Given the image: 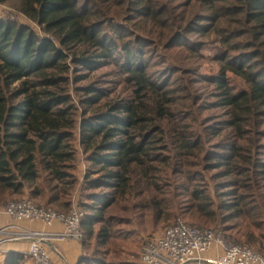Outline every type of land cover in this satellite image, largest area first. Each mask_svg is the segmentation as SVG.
Returning <instances> with one entry per match:
<instances>
[{
    "label": "trees",
    "instance_id": "16d2710c",
    "mask_svg": "<svg viewBox=\"0 0 264 264\" xmlns=\"http://www.w3.org/2000/svg\"><path fill=\"white\" fill-rule=\"evenodd\" d=\"M1 1L16 6L55 38L39 35L30 26L0 19V206L31 187L30 195L44 198L46 203L31 199L37 205L53 209L52 205H56L63 209L57 211L70 212L66 196L78 181L73 144L74 129L78 127V142L89 162L85 173L88 190L80 200L84 209L83 248L87 239L109 245L114 235L109 208L127 200L136 186L150 184L149 163L158 160L162 142L156 136L161 126H154V122L167 113L163 104L168 101L169 91L165 90L168 84L154 81L149 72L146 38L134 35L129 43H121L126 31L113 28L108 33L106 26L121 17L134 25L145 21L151 26H166L162 19L169 6L157 0H107L114 9L101 12L97 8L100 0ZM195 1L210 10L204 19L227 23L222 36L227 48L214 83L221 105L230 109L231 126L244 140L245 124L253 123L254 114L264 115V0ZM206 26L198 24L193 29L201 33ZM109 60L126 73L136 94L129 100L103 102L108 97L104 88L94 83L81 86L77 89L85 95V108L78 112L69 85L74 80L79 83L87 79L80 69L92 70ZM228 72L245 79L248 88L233 91L226 80ZM150 95L160 97L152 108L146 104ZM180 140L179 149L186 154L198 147L184 135ZM253 149L232 142L224 150L208 151L207 157L224 167L223 175L231 177L232 186L246 189L244 185L251 183L259 189L264 187L259 182L264 179V161L256 158ZM257 192L256 204L240 192L234 193L232 201L223 202L222 207L230 212L227 220L244 217L249 203L256 217L260 216L264 194ZM195 196L207 203L208 197H203L200 190L195 191ZM237 233L250 244L260 241L252 230L239 228ZM134 241L132 245L138 247ZM81 260L82 264H107L102 256L85 252ZM5 264L30 263L23 253L12 252Z\"/></svg>",
    "mask_w": 264,
    "mask_h": 264
},
{
    "label": "rangeland",
    "instance_id": "374dc122",
    "mask_svg": "<svg viewBox=\"0 0 264 264\" xmlns=\"http://www.w3.org/2000/svg\"><path fill=\"white\" fill-rule=\"evenodd\" d=\"M100 1L101 4L97 8L101 12L114 9L107 0ZM157 2L169 6L166 18L162 19L165 20L163 25L167 23L166 26H151L145 21L134 25L125 19L126 17H121L111 22L110 27L107 25L106 31L109 33L113 28L126 31L121 43H129L134 38L130 36L134 35L146 38V63L149 72L154 81L168 84L165 89L169 91L166 93L168 101L163 104L167 113L154 122V126H161L156 134L162 139L157 151L160 156L158 160L149 163L150 184H143L145 187L142 188L136 186L127 200L109 208L108 215L114 234L112 243L103 246L95 239H87L84 252L90 256H102L107 264H140L141 247L146 238L159 234L168 224L182 220L218 229L228 242L250 246L264 256V209L261 210L260 216L256 217V212L249 203L244 217L228 221L230 212L222 207L223 202L234 199L236 192L250 197L255 203L257 191L264 194V187L258 189L257 185L251 183L244 185L246 189L232 186L231 177L223 175L224 167H218L215 161L207 157L208 151L224 150L230 143L239 142L247 148L253 147L256 158L264 161V115L254 114L251 117L253 123L245 124V138L241 140L240 136L236 135L238 130L231 126L233 117L230 109L221 105L220 92L214 83L220 73V58L227 48L222 39L227 23L216 24L204 19L208 18L210 10L206 11V8L201 7L195 0ZM0 19L30 26L39 35L55 38L52 34L44 32L16 6L1 0ZM198 24H207L201 33L193 29L198 28ZM80 70V74H86L87 79L79 83L74 80L69 85L73 104L80 113L85 108L82 103L85 95L77 89L78 87L94 83L97 88H104L108 97L103 99V102L129 100L136 94L126 73L112 60L104 61L92 70ZM75 74L76 71L72 73L73 78ZM226 75L233 91L248 88L242 77L232 72ZM149 97L146 104L151 108L160 101L159 95ZM74 134L73 144L77 154L74 173L78 181L69 196H66V199L70 200V211L74 207L84 210L80 200H84L83 194L88 190L85 185V173L89 162L78 142V127L74 129ZM181 135L194 140L198 147L188 154L181 151ZM40 181H43L42 178ZM259 182L264 184V179ZM197 190L201 191L203 197H208L207 203L196 198ZM31 192L32 188L28 187L23 195L9 197L8 200L28 198L46 205L44 198L35 199L30 195ZM227 192L232 194L227 195ZM52 206L56 210H63L56 205ZM262 206L264 207V204ZM240 225L243 227H238ZM239 228L244 231L252 230L260 241L256 244L248 243L244 235L237 233ZM132 241L138 247L132 245ZM23 254L27 262L33 264L27 253ZM81 261L79 264H82ZM0 264H5V260L3 263L0 261Z\"/></svg>",
    "mask_w": 264,
    "mask_h": 264
},
{
    "label": "built area",
    "instance_id": "2783aa9c",
    "mask_svg": "<svg viewBox=\"0 0 264 264\" xmlns=\"http://www.w3.org/2000/svg\"><path fill=\"white\" fill-rule=\"evenodd\" d=\"M0 216L11 222L0 226V261L15 243L28 245L27 255L33 264H55L51 256L52 243L57 240L82 242L84 212L74 207L69 213L39 206L28 198L10 200L0 206ZM23 223L41 224L30 228ZM56 223L63 229L48 230ZM141 264H264V256L254 248L228 242L218 229L197 227L179 220L152 234L143 243Z\"/></svg>",
    "mask_w": 264,
    "mask_h": 264
},
{
    "label": "crops",
    "instance_id": "0c3cea01",
    "mask_svg": "<svg viewBox=\"0 0 264 264\" xmlns=\"http://www.w3.org/2000/svg\"><path fill=\"white\" fill-rule=\"evenodd\" d=\"M11 220L6 216H0V226L9 223ZM24 226L35 228L42 227L41 224L23 223ZM52 231L63 229L61 223H56L52 227L47 228ZM26 243H15L9 246V254L12 252L26 253ZM84 253L82 242L75 240H57L52 243L51 256L55 264H79Z\"/></svg>",
    "mask_w": 264,
    "mask_h": 264
}]
</instances>
